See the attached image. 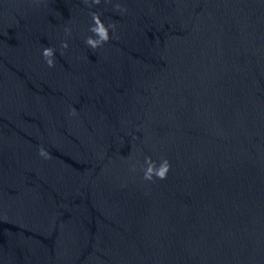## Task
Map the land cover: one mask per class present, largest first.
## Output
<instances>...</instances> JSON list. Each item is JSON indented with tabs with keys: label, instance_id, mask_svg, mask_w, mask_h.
<instances>
[{
	"label": "water",
	"instance_id": "95a60500",
	"mask_svg": "<svg viewBox=\"0 0 264 264\" xmlns=\"http://www.w3.org/2000/svg\"><path fill=\"white\" fill-rule=\"evenodd\" d=\"M0 264H264V0H0Z\"/></svg>",
	"mask_w": 264,
	"mask_h": 264
}]
</instances>
